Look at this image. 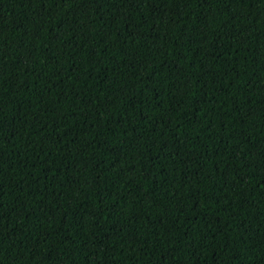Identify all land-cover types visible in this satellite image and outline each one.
I'll return each instance as SVG.
<instances>
[{
	"label": "trees",
	"instance_id": "16d2710c",
	"mask_svg": "<svg viewBox=\"0 0 264 264\" xmlns=\"http://www.w3.org/2000/svg\"><path fill=\"white\" fill-rule=\"evenodd\" d=\"M0 264H264V0H0Z\"/></svg>",
	"mask_w": 264,
	"mask_h": 264
}]
</instances>
